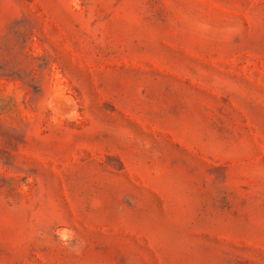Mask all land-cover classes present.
<instances>
[{
  "label": "rangeland",
  "instance_id": "obj_1",
  "mask_svg": "<svg viewBox=\"0 0 264 264\" xmlns=\"http://www.w3.org/2000/svg\"><path fill=\"white\" fill-rule=\"evenodd\" d=\"M0 264H264V0H0Z\"/></svg>",
  "mask_w": 264,
  "mask_h": 264
}]
</instances>
